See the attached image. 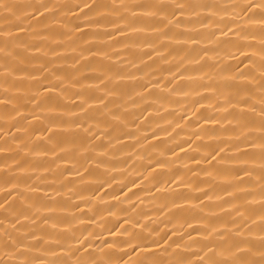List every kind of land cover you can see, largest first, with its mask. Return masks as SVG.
I'll return each instance as SVG.
<instances>
[{"label":"bare ground","instance_id":"6f19581e","mask_svg":"<svg viewBox=\"0 0 264 264\" xmlns=\"http://www.w3.org/2000/svg\"><path fill=\"white\" fill-rule=\"evenodd\" d=\"M0 264H264V0H0Z\"/></svg>","mask_w":264,"mask_h":264}]
</instances>
